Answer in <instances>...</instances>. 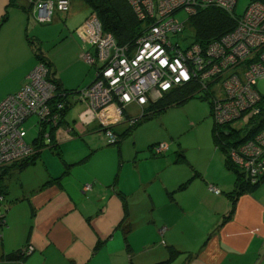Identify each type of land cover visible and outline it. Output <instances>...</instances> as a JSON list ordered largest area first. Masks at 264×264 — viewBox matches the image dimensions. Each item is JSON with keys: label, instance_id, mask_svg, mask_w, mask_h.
<instances>
[{"label": "crops", "instance_id": "crops-1", "mask_svg": "<svg viewBox=\"0 0 264 264\" xmlns=\"http://www.w3.org/2000/svg\"><path fill=\"white\" fill-rule=\"evenodd\" d=\"M32 7L27 0H0V102L21 89L40 58L51 63L55 79L62 89L75 92L72 95H80L96 79L97 67L93 72V64L84 56L87 42L79 27L72 30L73 12L59 13L54 17L58 23L41 26L50 22L38 23ZM62 21L66 22L64 34ZM62 41L71 44L64 46L63 57L46 54L51 42ZM78 101L82 100L75 97L73 107ZM86 108L79 120L72 124L66 118L68 123L56 131L62 153L63 142L82 143L74 136L76 129L90 138L91 129L100 132L109 126L114 131L118 125L113 124L119 118L113 115L116 105L95 117L88 116ZM84 148L87 150L68 160L74 168L85 167L97 150ZM145 151L137 147L130 159L122 157L120 178L104 180L103 176L79 173L71 178L72 171H68L59 183H51L57 175L48 172L23 183L22 192L12 202L6 199L0 264H264V183L239 196L233 215L225 221L232 210L227 193L234 190L235 178L222 176L226 173L222 158L211 159L200 169L187 158L180 160L179 155L158 159L153 147L148 160ZM184 163L192 168L184 171ZM23 170L12 169L8 176ZM210 184L221 188V194L212 192ZM28 248L31 250L26 251ZM16 250L26 255L4 259Z\"/></svg>", "mask_w": 264, "mask_h": 264}, {"label": "built area", "instance_id": "built-area-1", "mask_svg": "<svg viewBox=\"0 0 264 264\" xmlns=\"http://www.w3.org/2000/svg\"><path fill=\"white\" fill-rule=\"evenodd\" d=\"M128 1L146 22L135 46H121L111 33L103 32L96 14L79 27L87 42L85 59L98 65L96 79L79 95L86 103L88 116L95 117L113 104L117 105L113 115L121 116L127 105L143 108L163 92L189 82L197 84L199 96L211 94L216 106L214 118L219 117L221 123L235 121L247 112L252 115L261 111L264 95L257 85L259 79H264V0H253L241 17L235 13L238 0ZM28 2L35 7L38 21L51 22L56 12L70 9L72 0ZM208 8H220L237 17L234 29L208 43L195 38L188 41L185 30L191 28V19ZM182 9L188 14L185 21L176 18ZM48 74V67L40 62L21 89L0 102V162L5 167L38 152L33 141L26 140L23 126L32 115L39 118L40 125L42 121L53 126L60 122L65 102L54 100L56 86ZM216 91H220L218 95ZM113 134L110 127L105 130L109 143L115 140ZM169 148L167 142H161L154 152L165 154ZM229 154L238 168L256 182V175L264 172V128L238 149L231 148ZM211 187L221 194L220 188ZM6 204L5 194L0 193V228L6 225Z\"/></svg>", "mask_w": 264, "mask_h": 264}, {"label": "rangeland", "instance_id": "rangeland-1", "mask_svg": "<svg viewBox=\"0 0 264 264\" xmlns=\"http://www.w3.org/2000/svg\"><path fill=\"white\" fill-rule=\"evenodd\" d=\"M252 1L253 0H238L237 5L235 7L236 15L238 17H241L244 14L247 6ZM70 10L71 12H73V15L70 19V23L75 25L72 28V30H75L76 28L80 27L81 24L88 17L92 15V9L90 8L89 5H87V3L84 0H74L73 4L71 3L70 9L68 11H61V12L58 11V12L68 13ZM93 14H96V13H93ZM197 15H199V13ZM55 16L56 14L54 15V17ZM96 16L98 17L97 14ZM54 17L52 19L53 25L58 23L57 20L54 21ZM138 18L139 20L143 22V25L146 24L145 18H140V17ZM176 18L179 21H185L188 18V14L187 12H185L184 9H182L176 14ZM99 20L101 22L102 30L104 32L105 29L103 27V23L100 18ZM60 23L63 25L62 27L59 26L60 30L64 34V32L66 33V31L63 30V28L65 29L66 22L63 23L62 21ZM52 24L50 22L48 24L41 25V26H51ZM67 25L70 26L69 24ZM185 35L189 36L188 41L193 40L194 39L193 29L186 28ZM79 40L80 39L78 37V42ZM67 44H70V43H66V41H62L60 43L54 44V42H51L50 45H48L45 48V50L47 49L49 53V54L48 53L46 54L48 56L50 55L52 57L61 58L63 57L65 53L64 46H66ZM90 66L93 72L96 71V65H90ZM97 72H98V69H97ZM257 87L259 88L261 93L264 95V79H259ZM219 92L216 91V94L218 95ZM164 96L165 94L163 92V94L159 96V99H157L152 104H155V103L157 104V102L163 99ZM75 97L79 98V94L71 95L70 100L74 101ZM131 105L133 104L127 105L123 109L122 115L119 116L118 121L113 123V124H118L113 128L114 131L112 130L114 133L113 134L114 138H115L114 142H111L109 144V142L107 141L106 135H105L104 130H106L109 126L100 128L101 129L100 132L95 131V129L89 130V133L92 135L90 138H87L88 136L86 134L79 132V130L76 129L77 133L74 136L80 139L81 140L80 142L82 143L63 142L62 146L65 149L63 151L65 156L61 152L62 153L61 155L63 157L59 155L61 148L60 149L51 148L50 129L47 126H46L47 127L46 130H48V132L46 133V135H49V136L45 137L46 138L45 145L44 146L41 145L44 148L38 145L40 143V137H39L40 135H38L40 131V126L38 124L39 118L36 115H32L23 124V126L27 131L26 139L28 142H32L37 137L39 138V140H35V141H38L39 143L37 144L33 143V146L35 147V149L38 150V152L39 151L41 152V155L38 159V163H36L37 162L36 161L35 165L29 166L25 170L20 169V171L21 170L23 171L20 173H13L12 176L7 175L5 179L4 178L2 179L1 187H3L5 191H7L5 194L7 202L8 201L12 202V199L15 197V195L17 193L22 192L21 185L23 183L27 184L28 180L31 182H34L35 179H38L36 178L37 175H39L40 177H43L46 173L51 172L53 173V175H57L53 177H58V176L60 177V175L62 177L63 175H65L64 174V172L66 171L65 164L66 162H68L69 159H75L76 157H78V154L82 153L84 150H87L84 147L89 148L90 146V148L92 149L97 148L98 146H95V145H99V149L97 148V150L93 152L90 158V161L87 162V165H85V167L74 168V166H71L69 162L67 163L69 167L67 171H72L71 178H74L76 174L78 173L83 176H87V175H95L97 177L103 176L105 177L103 178L104 180H106L107 178L112 179L116 175H118V178H120L121 172H120L119 164L121 163L120 160L122 159L123 156L130 159L132 152L134 155V153L137 151V147H144L146 150L145 152L150 155L148 159L150 160L152 159L151 156H152V152L154 151V147L159 142H167L170 148L168 152L163 156L160 154L159 155L156 154V158L158 159H162V160H168L170 158L174 159L175 157L177 158L179 155L181 156L180 160L183 158H187L192 166L199 167L200 169L202 167V169H204L208 161H211V159L216 160V159L222 158V168H224L226 172L222 174V176H228L230 178L231 177L235 178V174L232 171L228 170L225 166V153L220 148L219 143L217 142L214 136V127H215V123H217L222 130H227V131L229 129L228 125L230 126L231 124L239 129L240 128L243 129L246 126L250 127L252 126V123H250V120H249V117H250L249 112L245 113V116L241 118L240 120H238V122L234 123L233 121L232 122L229 121V122L221 123V121H219V117L218 119L214 118L213 112L216 106L215 104H213V101L211 99V94L209 95L206 94L205 96H203V98L202 96L198 95L197 97L188 99L184 103L172 105L168 107L165 111L155 113L144 119H143V116L147 111L146 108L149 105L148 106L145 105L143 108L139 106L135 107ZM159 105L160 104H157L156 107ZM85 108H86V104L82 101H78L74 105V107H72L71 110L69 111L67 115L68 120H70L72 124H73L74 119L79 120V114ZM124 110L128 111L127 114L129 116L126 113H124ZM132 115H135V116H132ZM127 118H131V119L135 118L136 121L130 122V120ZM43 124L44 123L42 121L41 125ZM90 127L95 128V124H91ZM60 128L61 127H59L58 130ZM131 128H133V130H129ZM127 130H129L128 135L126 136L124 134L123 139H122L121 138L122 134ZM121 139H122V143L119 145V141ZM86 141L89 142L90 144L89 146L85 143ZM82 144H84V146H82ZM101 146H105V147H101ZM152 147H153V151H150V148ZM35 154H37V152L33 153L27 159H31L32 156ZM162 160L159 161L160 164L163 163ZM1 163L3 162H0V174L4 171V169L7 168L4 166V164H1ZM16 163H18V161H16ZM163 164H167V161ZM184 164L185 165H182L184 171L187 170V168H192L187 163H184ZM126 165L128 166V162L126 163ZM14 169L18 170L17 167H14L13 170ZM14 172H18V171H14ZM124 173L125 172L123 170V176H124ZM215 173L216 174L218 173V167H215ZM54 182H57V181H51V183H54ZM211 186L219 188L216 184H210L209 185L210 190L213 189V187ZM88 188H89V185L85 189H88ZM211 191L214 192L213 190ZM5 213L7 214V212ZM0 236H1V231H0ZM29 249L30 248H28L26 251H28Z\"/></svg>", "mask_w": 264, "mask_h": 264}, {"label": "trees", "instance_id": "trees-1", "mask_svg": "<svg viewBox=\"0 0 264 264\" xmlns=\"http://www.w3.org/2000/svg\"><path fill=\"white\" fill-rule=\"evenodd\" d=\"M84 1L92 9V14L96 13L98 17L101 19L105 31L111 33L116 38L119 45L135 46L136 41L143 34L145 25H143V22L141 20H139L135 12V9L133 5L130 3V1L128 0H84ZM73 2L74 0H72V4ZM12 3H15V0H12ZM34 12H35L34 18L38 23H41L37 19V11L35 9ZM59 13L60 12H56V15ZM7 16L8 13L4 15V17L2 18V22L6 20ZM236 18L220 8L205 9L199 12V15L194 16L190 21L191 29H193L194 31V38L196 39V41L204 42V43H208L212 40L219 39L221 36L227 34L228 32L234 29L236 22L238 20V18L237 19ZM40 61H42L48 67L49 70L48 77L52 82L56 84L57 88H56V96L54 100L64 101L65 107L62 110H60V122L57 125L53 126L51 123L46 125V123H44L43 126L41 127V125L38 122L41 128V130L39 131L40 143L38 141H35V140H39L38 137L35 140H33L34 141L33 143L35 144L39 143L38 144L39 146L41 145L44 146L46 143L45 135L48 132L46 128L49 125H51L49 128L51 135L50 146L52 149L53 148L59 149L58 148L59 144L55 143L56 131L58 130L59 127H63L68 123L66 118L69 111L73 107V102L70 100L69 97L75 92H69L67 90L62 89L60 84L53 75V71H52L53 68L51 66V63L44 58H40ZM96 67L98 68V65H96ZM196 89H197V84H195L194 82H189L186 83L184 86L175 89L174 91L166 93L163 99L157 102V104H160L159 106L156 107L157 105L156 103L155 104L151 103L146 108L147 111L144 114L143 119L155 113L163 112L172 105L181 104L186 102L188 99L197 97L199 94H196L195 92L197 91ZM260 107H261V111L258 114L250 115L249 120L250 123H252V126L250 127L246 126L243 129L242 128L239 129L231 124L230 126L228 125L229 129L227 131V130H222L219 127V125L215 123L214 136L217 142L219 143L220 148L225 153V166L228 170L232 171L235 174L234 190L232 192L227 193V195L232 198V210L226 216L225 221L233 215L239 196H241L246 192L257 190L264 183V172L258 173L255 177L257 181L253 182L252 181L253 177L252 176L250 177L249 175L246 176V174L238 168L237 164L232 161L229 154L231 148H235V150L238 149L241 145L246 144L248 141L252 140L264 128V98L260 102ZM244 116L245 114L244 115L242 114L239 118H237V120L233 122L234 123L238 122V120H240ZM129 130H133V128ZM129 130L125 131L122 134V137L124 134L128 135ZM61 154L62 153L60 151L59 155L62 157ZM40 155L41 152L39 151L37 152V154L33 155L31 159H27L12 164L13 167L11 165L7 166V168L4 169V171L0 174V193L3 195L6 194L7 191H5L3 187H1L2 179L3 178L5 179V177L10 173V171H12L14 167H17V169H24L31 164H35V162L39 159ZM65 165H66V171L64 172V174H67L68 173L67 169H69V167L67 163ZM51 181H57L59 183L61 181V176L57 178H52L50 182ZM186 184L187 182L184 185ZM25 255L26 253L23 252L22 250H16L7 253L4 256V259L18 260L23 258Z\"/></svg>", "mask_w": 264, "mask_h": 264}, {"label": "bare ground", "instance_id": "bare-ground-1", "mask_svg": "<svg viewBox=\"0 0 264 264\" xmlns=\"http://www.w3.org/2000/svg\"><path fill=\"white\" fill-rule=\"evenodd\" d=\"M54 83V82H53ZM55 84V83H54ZM55 86H56V84H55ZM57 88V87H56Z\"/></svg>", "mask_w": 264, "mask_h": 264}]
</instances>
